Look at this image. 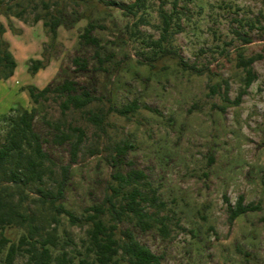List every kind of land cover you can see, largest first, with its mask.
<instances>
[{"label":"rangeland","instance_id":"1","mask_svg":"<svg viewBox=\"0 0 264 264\" xmlns=\"http://www.w3.org/2000/svg\"><path fill=\"white\" fill-rule=\"evenodd\" d=\"M41 1H11L13 10L24 9L23 18L0 14L17 65L13 76L0 79V117L35 107L33 128L50 159L42 183L16 193L20 209L50 221L53 212L37 188H56L69 166L61 202L83 220L86 208L111 192L115 172L139 169L145 175L141 188L157 196L154 204L145 203L147 211L166 216L167 232L156 222L142 230L135 220L122 221L118 230L130 229L161 264H264V0H144L136 17L97 0H65L53 42L43 19L34 21L44 12ZM55 2H48L50 9ZM160 8L173 14L171 43L184 66L174 58L145 63L151 54L146 42L159 36ZM139 15L147 22L137 28ZM88 23L99 47L80 41ZM240 53L253 57L255 79L247 87ZM47 55L46 65L31 74L28 59ZM75 57L84 58L86 68L75 65ZM65 78L89 90L93 102L63 110L56 91L38 104L30 101L26 85L54 88ZM110 105L130 110L121 115ZM90 111L103 121L91 122ZM75 126L83 133L72 158ZM8 127L0 118V144ZM62 131L70 138L55 142ZM239 196L256 209L231 220L229 206ZM87 227L63 214L55 226L75 262L85 254ZM22 231L12 230L11 237ZM16 264H27L26 258L19 255Z\"/></svg>","mask_w":264,"mask_h":264},{"label":"trees","instance_id":"2","mask_svg":"<svg viewBox=\"0 0 264 264\" xmlns=\"http://www.w3.org/2000/svg\"><path fill=\"white\" fill-rule=\"evenodd\" d=\"M11 1H14V5L21 6L20 0H0V14H12L23 18L24 9L13 10ZM64 1L56 0L54 3L56 7L50 9L48 3L50 0H42L45 7L44 12L34 16V21L43 19V25L47 27L52 42L56 39L58 25L63 21L62 4ZM97 1L118 7L124 15L133 17H136L137 12L145 4L144 0H135L126 5L117 1ZM176 4L175 1L174 5ZM158 14L161 18L159 36L146 42L151 49V54L145 63L153 66L152 60L174 58L178 65L184 66V60L171 43L175 30L173 29V14L161 8ZM146 22V19L139 15L133 24L138 28L139 24ZM93 28L94 25L91 23L85 25L80 34V41L99 47L98 39L91 35ZM126 29L132 30L129 25H126ZM3 32L4 25L0 21V79L10 77L16 67V61L8 43L3 39ZM48 58L47 55L44 59H28L29 72L35 74L38 69L46 65ZM98 60L101 64L102 59ZM72 62L80 68H86L87 65L84 58L75 57ZM252 62L253 57L245 58L241 53L239 54L238 64L245 69L244 85L246 87L255 79L250 67ZM189 67L194 68L193 65ZM25 88L33 104L47 99L51 92L56 91L61 97L60 105L63 110L83 109L94 100L89 90L84 87L77 88L73 81L66 80V78L54 88L51 83L43 88H37L34 85H26ZM110 109L124 115L130 107L110 105ZM35 113L36 108L33 107L30 111L25 108L15 115L0 117L9 123L5 141L0 144V264H16L19 255L26 258L27 264H161V257L151 251L148 246L138 242L130 229L118 230V224L122 221L135 220L142 230L152 228L156 222L159 224L158 230L163 233L167 232L168 225L164 221L166 216L156 218L158 214L155 211H147L145 203L152 201L151 203L154 204L157 196L150 197L141 188V181L145 175L139 169L131 168L125 173L115 172L113 177L117 183L111 186L110 193L105 192L101 203L86 208L87 214L83 220L66 209L61 202L68 179L69 166H63L62 177L56 188L48 189L43 186L37 188L41 203L53 212L50 221L47 222L33 212L20 209L22 199L16 198V193L21 194L25 187L42 183L46 170L45 163L50 160L43 148L41 136L33 128ZM88 118L97 125L103 121V115L97 112H91ZM71 130L78 132L77 139L71 143V156L74 158L78 152L83 130L78 126L72 127ZM54 136V141L58 143H65L70 138V135L64 131ZM127 147L128 145H124L122 150L126 151ZM229 209V218L233 220L248 210H255L256 207L243 204V197L239 196L235 206L230 205ZM61 214L67 216L71 223H84L89 226L86 231L85 254L79 258L78 262L73 260L70 251L65 246L67 243H62L54 233ZM50 224L55 225L47 230L46 226ZM14 229L23 230L17 239L11 237Z\"/></svg>","mask_w":264,"mask_h":264},{"label":"crops","instance_id":"3","mask_svg":"<svg viewBox=\"0 0 264 264\" xmlns=\"http://www.w3.org/2000/svg\"><path fill=\"white\" fill-rule=\"evenodd\" d=\"M17 66V65H16ZM13 76V75H12ZM11 77V76H10ZM9 78V77H8Z\"/></svg>","mask_w":264,"mask_h":264}]
</instances>
